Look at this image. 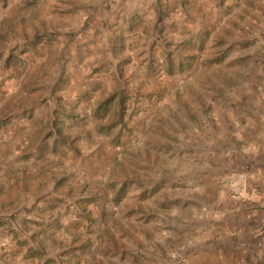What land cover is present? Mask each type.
Here are the masks:
<instances>
[{"label":"rangeland","instance_id":"obj_1","mask_svg":"<svg viewBox=\"0 0 264 264\" xmlns=\"http://www.w3.org/2000/svg\"><path fill=\"white\" fill-rule=\"evenodd\" d=\"M0 4V264H169L213 150L264 119V0Z\"/></svg>","mask_w":264,"mask_h":264},{"label":"crops","instance_id":"obj_2","mask_svg":"<svg viewBox=\"0 0 264 264\" xmlns=\"http://www.w3.org/2000/svg\"><path fill=\"white\" fill-rule=\"evenodd\" d=\"M245 120L220 140L206 171L216 175L203 176L181 210L169 264H264V119Z\"/></svg>","mask_w":264,"mask_h":264},{"label":"built area","instance_id":"obj_3","mask_svg":"<svg viewBox=\"0 0 264 264\" xmlns=\"http://www.w3.org/2000/svg\"><path fill=\"white\" fill-rule=\"evenodd\" d=\"M222 182H223V184L229 183L232 186H238L239 185L238 184L239 183V179L238 180L226 179V180H223Z\"/></svg>","mask_w":264,"mask_h":264},{"label":"trees","instance_id":"obj_4","mask_svg":"<svg viewBox=\"0 0 264 264\" xmlns=\"http://www.w3.org/2000/svg\"><path fill=\"white\" fill-rule=\"evenodd\" d=\"M113 101H114V97L111 98V99H109V100L104 104V106H105V105H108L110 102H113ZM102 107H103V105H102ZM99 110H101V106H100Z\"/></svg>","mask_w":264,"mask_h":264}]
</instances>
